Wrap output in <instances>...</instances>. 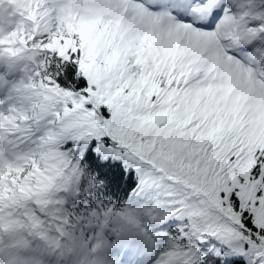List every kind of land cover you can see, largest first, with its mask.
<instances>
[{
    "label": "snow or ice",
    "instance_id": "obj_1",
    "mask_svg": "<svg viewBox=\"0 0 264 264\" xmlns=\"http://www.w3.org/2000/svg\"><path fill=\"white\" fill-rule=\"evenodd\" d=\"M0 264H264V0H0Z\"/></svg>",
    "mask_w": 264,
    "mask_h": 264
}]
</instances>
